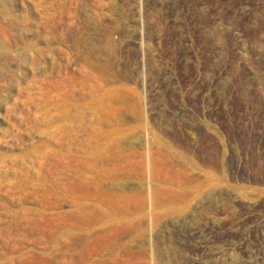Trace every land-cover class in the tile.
Instances as JSON below:
<instances>
[{
  "label": "rangeland",
  "instance_id": "374dc122",
  "mask_svg": "<svg viewBox=\"0 0 264 264\" xmlns=\"http://www.w3.org/2000/svg\"><path fill=\"white\" fill-rule=\"evenodd\" d=\"M0 264H264V0H0Z\"/></svg>",
  "mask_w": 264,
  "mask_h": 264
}]
</instances>
